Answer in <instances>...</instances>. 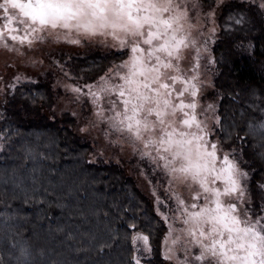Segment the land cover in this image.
<instances>
[{
	"label": "snow or ice",
	"instance_id": "obj_1",
	"mask_svg": "<svg viewBox=\"0 0 264 264\" xmlns=\"http://www.w3.org/2000/svg\"><path fill=\"white\" fill-rule=\"evenodd\" d=\"M221 18L225 34H241L235 35L236 48L249 57L257 49L264 55V0H0V48L14 54L17 68L43 65L29 53L61 39L106 49L113 59L90 81L72 77L59 60L51 62L72 81L64 88L68 103L80 109L70 113L83 121L79 131L100 127L109 146L123 151L128 144L138 153L157 213L168 224L164 259L179 260V246V264H264V176L255 180L253 167L254 157L264 160V120L233 137L235 118L225 125L215 101L204 103L214 95L208 89L217 88L207 76L217 75L219 60L203 53L216 41ZM41 51L51 60V52ZM0 84L2 150L18 143L14 136L23 139L9 110L35 105L39 90L34 93L38 82L19 70L7 82L0 76ZM177 184L195 189L191 203L175 191ZM128 228L134 247L127 264H154L152 231L135 223ZM90 240L103 254L111 247L110 228Z\"/></svg>",
	"mask_w": 264,
	"mask_h": 264
},
{
	"label": "trees",
	"instance_id": "obj_2",
	"mask_svg": "<svg viewBox=\"0 0 264 264\" xmlns=\"http://www.w3.org/2000/svg\"><path fill=\"white\" fill-rule=\"evenodd\" d=\"M235 35L241 34L222 31L213 50L219 60L214 79L219 114L225 125L235 118L233 137L244 136L249 123L264 120V55L257 49L249 57L235 47ZM109 62V57L77 58L70 68L76 77L93 79ZM37 89L35 105L8 112L23 139L14 136L18 143L0 151V264H127L133 247L130 223L152 231L158 254L165 227L148 200L119 166L90 159L92 149L76 136L71 121L41 116L42 106L52 104V94L48 86L32 87L34 93ZM245 159L252 163L253 157ZM254 159L259 181L264 160ZM106 227L111 247L101 254L90 237L101 236Z\"/></svg>",
	"mask_w": 264,
	"mask_h": 264
},
{
	"label": "rangeland",
	"instance_id": "obj_3",
	"mask_svg": "<svg viewBox=\"0 0 264 264\" xmlns=\"http://www.w3.org/2000/svg\"><path fill=\"white\" fill-rule=\"evenodd\" d=\"M221 20L222 18L217 21L218 36L216 38V41L209 45V51L207 53H203V55L214 56L213 50L215 45L219 41L220 34L222 32ZM41 49L43 50V53L51 52L53 54L51 60L47 55L42 54ZM29 55L43 59V65L37 64L35 67H13L12 65L18 64V61L16 60L14 54H12L11 52H6L2 48H0V76H3L4 80L7 82L10 81L11 77L17 72V70H19L21 72H25L28 76H31L34 81L38 82V84L48 86L52 94V104L50 106H42L40 112L41 116H45L55 122H65L66 120L71 121V128L76 136H78L82 143L87 144L91 147L92 153L90 155V159L96 163H110L119 166L124 171V174L135 183L140 193L148 200L153 211L161 220V217L158 215L156 210L153 184H150L146 175L142 174V172H144V165L140 162L138 153L134 152L132 147L128 144H123V151H121L118 147L109 146L103 136V131L100 127L90 129V131L88 132L79 131L81 127H84V123L82 120H77L76 118L72 117L70 113L71 111H80V109L77 105L68 103L67 97L71 94L66 93L64 88V85L66 83H71L72 81L65 80L64 75L60 71V69L51 62L56 60L61 61V63H63L65 66V71H69L72 77H76V75H73L70 68V63L73 61V59H88L97 56H107L111 61L113 57L108 56L107 50L97 43H92V45L89 47L86 44L73 45L64 41L63 39L55 43L49 42L41 44L37 46L35 52H30ZM6 63L8 65L7 67ZM214 68L215 70L217 69L216 65L214 66ZM101 75H103V73ZM215 76H213L212 73L209 72L207 78L210 80H214ZM77 77H81V75H77ZM85 80L90 81L91 79L85 78ZM0 86H2V84H0ZM208 90L214 91V95L208 97L207 100L204 101V103L213 102L214 100L217 111L219 112L220 97L212 88H209ZM53 114L55 118H53ZM30 117L33 118V116ZM161 179L162 177H157V180ZM174 187L177 193H179L184 199L191 203V197L195 189H189L188 187L179 184L174 185ZM157 191H163V188L161 186H157ZM163 211H167V209L165 208L163 209ZM163 224L165 227V231L163 233L160 248L158 251L160 261H155L156 255H158L156 254L154 256V264H156V262L157 264H179V260L184 259V252L182 247L177 246L176 256L179 257V260L174 257L171 261H167L163 257L162 241L164 235L168 232V224ZM174 226L175 228L182 227L178 219L175 222ZM175 234L179 235V233ZM189 251L191 252L193 251V249H189Z\"/></svg>",
	"mask_w": 264,
	"mask_h": 264
}]
</instances>
